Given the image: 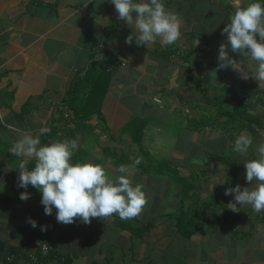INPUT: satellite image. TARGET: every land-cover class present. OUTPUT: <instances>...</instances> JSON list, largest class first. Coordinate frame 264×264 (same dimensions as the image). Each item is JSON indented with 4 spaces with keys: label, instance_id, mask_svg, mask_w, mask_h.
<instances>
[{
    "label": "crops",
    "instance_id": "crops-1",
    "mask_svg": "<svg viewBox=\"0 0 264 264\" xmlns=\"http://www.w3.org/2000/svg\"><path fill=\"white\" fill-rule=\"evenodd\" d=\"M163 3L179 17V40L165 45L157 38L138 47L135 38L125 43L137 32L118 19L111 0H0V264H264V211L237 204L239 212H233L227 205L234 195L221 206L203 205L229 167L237 170L234 187L249 186L244 163L258 158L264 142V84L231 68L219 69L217 80L208 74L217 68L234 0ZM228 52L255 66L249 56ZM101 60L111 69L101 118L92 116L69 133L75 124L64 114L70 115L72 84ZM189 121L203 123L195 129ZM42 127L50 128L40 135L42 145L76 139L71 162L99 164L109 178L121 175V164L141 158L168 161L185 176L194 172L195 185L178 201L180 182L135 165L129 178L143 185L148 201L138 217L58 223L55 208L45 215L39 190L18 187L19 163L31 169L35 159L9 153L22 134L37 135ZM240 134L253 139L247 154L233 151ZM25 191L30 198L22 201ZM196 209L205 221L185 236L177 215ZM37 243L49 244L50 253L32 263Z\"/></svg>",
    "mask_w": 264,
    "mask_h": 264
},
{
    "label": "clouds",
    "instance_id": "clouds-1",
    "mask_svg": "<svg viewBox=\"0 0 264 264\" xmlns=\"http://www.w3.org/2000/svg\"><path fill=\"white\" fill-rule=\"evenodd\" d=\"M111 3L118 19L136 29L137 35H128L126 44L131 45L134 38L138 47L151 46L157 38L165 45L179 40V17L174 11L166 10L163 0H111ZM234 7V13L222 29L221 34H226L227 39L219 45L217 68L208 74L217 80L219 69L231 68L244 80L251 76L258 84H264V5L259 0H250L243 6L242 0H234ZM229 48L232 53L249 56L255 66L250 67V62L242 63V60L231 57ZM49 131L50 128L42 127L37 135L24 133L9 148V153L14 156L35 159L31 169L24 160L19 163L18 187L27 189L31 185L42 193L41 204L45 215H52L55 208L57 222L68 225L76 218L90 224L92 218L103 220L118 215L121 220H128L142 213L148 202L143 185H133L129 178L130 167L139 165L141 158H137L132 166L121 164L117 169L121 175L112 179L99 164L71 162L73 150L78 147L76 139L42 145L40 135ZM252 144L251 136L240 134L235 139L233 151L247 154ZM256 151L258 158L244 163L249 186L242 188L237 184L225 190L226 196L234 195V202L230 201L227 205L233 212H239L237 204L250 205L257 213L264 211V142ZM19 198L26 201L30 193L22 192ZM27 222L33 228L37 227L35 220L29 218ZM40 227L42 231L46 230V226Z\"/></svg>",
    "mask_w": 264,
    "mask_h": 264
},
{
    "label": "trees",
    "instance_id": "trees-1",
    "mask_svg": "<svg viewBox=\"0 0 264 264\" xmlns=\"http://www.w3.org/2000/svg\"><path fill=\"white\" fill-rule=\"evenodd\" d=\"M261 4L264 3V0H259ZM105 60V59H104ZM98 61L94 63V66H90L86 70L91 71L90 78L87 80V75L85 74L82 79L76 78L72 84L73 93L69 95L68 108L70 109V115H67L69 123H74L75 127H68L67 130L77 131V128L86 127V121H88L92 116H97L101 118L100 113V103L101 99L109 83L111 69L108 66L103 64V61ZM108 60V59H107ZM111 60V59H109ZM110 62H107V65ZM86 79V80H85ZM239 103L241 100H238ZM248 112L245 110V118H248ZM195 122L189 121L187 123L188 127L198 128L203 122L196 124ZM193 124V125H192ZM53 130V129H52ZM50 142H47L49 144ZM143 169H151L154 172L165 173L169 176H172L174 180L180 182L182 189L178 195V201H183L187 198L188 192L193 190L195 185L194 175L195 173H189L188 175L180 174L177 169L170 165L168 161H160L158 163H144L141 161L139 164ZM236 169L229 167L225 175V179L221 188L212 193L206 200H204L203 205H218L221 206L230 195H225V190L227 188L234 187V176L236 175ZM198 208V206H197ZM205 221V218L202 213L198 212L197 209L193 212H183L180 211L177 215V228L185 235L190 236L193 232L198 231L202 228V225Z\"/></svg>",
    "mask_w": 264,
    "mask_h": 264
},
{
    "label": "built area",
    "instance_id": "built-area-1",
    "mask_svg": "<svg viewBox=\"0 0 264 264\" xmlns=\"http://www.w3.org/2000/svg\"><path fill=\"white\" fill-rule=\"evenodd\" d=\"M153 100L155 102H160V99L154 97ZM67 117V114H64ZM50 253V246L47 243H37L34 247L33 252L30 254V261L35 263L39 260V258L46 257Z\"/></svg>",
    "mask_w": 264,
    "mask_h": 264
},
{
    "label": "rangeland",
    "instance_id": "rangeland-1",
    "mask_svg": "<svg viewBox=\"0 0 264 264\" xmlns=\"http://www.w3.org/2000/svg\"><path fill=\"white\" fill-rule=\"evenodd\" d=\"M232 229V228H231ZM234 234V233H233Z\"/></svg>",
    "mask_w": 264,
    "mask_h": 264
}]
</instances>
